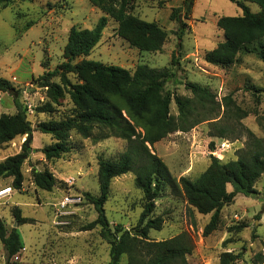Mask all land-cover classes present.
Instances as JSON below:
<instances>
[{"label": "rangeland", "instance_id": "1", "mask_svg": "<svg viewBox=\"0 0 264 264\" xmlns=\"http://www.w3.org/2000/svg\"><path fill=\"white\" fill-rule=\"evenodd\" d=\"M182 1L132 0L131 12L135 16L154 21L165 30L166 39L159 50L130 46L117 34V22L108 17L98 43L79 59L129 70L139 64L168 67L173 75L166 80L165 90L172 96L169 110L175 116L173 95L193 97L185 86L187 82L205 86L215 95L219 105L214 118L203 120L188 131L171 132L151 146L172 176L194 179L209 165L210 155L222 162L236 159L246 147V128L264 139V61L257 54L262 46L264 50V38L249 44V51H240L227 67L208 63L204 60L205 52L224 39L223 31L216 25L218 17L240 15L241 9L230 0H194L187 18L180 12L186 25L178 40V22L170 14ZM246 4L252 11L259 9L256 3ZM102 15L88 0H13L0 4V77L19 89V101L32 127L31 139L25 133L0 143V161L20 152L26 139L30 148L21 166V188L10 187L11 177L0 178V190L9 186L0 191V216L7 228L18 229L23 242L20 251L8 261L0 242V264H108L109 244L100 236L99 225L85 229L97 216L85 193L98 194V158H116L125 149L126 140L97 125L86 138L72 130L70 150L59 158L47 160L41 149L54 139L39 132L37 124L70 114L73 105L66 92L53 104L52 112L36 110L47 100L37 78L64 60L62 53L69 28L72 25L91 28ZM68 77L75 81L72 73ZM52 81L59 79L54 77ZM251 86L261 90L257 96L259 103ZM228 95L234 105H226L223 98ZM15 111L12 95L0 91V114ZM215 124L227 128L225 137L213 135ZM32 168L52 172L56 183L50 191L36 187ZM254 187L258 192L255 196L237 193L230 203L223 205L217 227L204 234L211 213H198L179 192L165 185L155 199L152 212V216L162 218V227L150 229L149 238L162 240L189 233L194 248L185 256L187 264H219L223 251L241 252L231 264H264V171ZM226 188L230 190L231 185L227 184ZM65 197L72 199L60 215L59 205ZM14 206L20 209L21 216L30 220L18 224L11 213ZM142 207L143 195L131 172L111 179L104 203L111 228L116 225L134 228ZM258 253L262 255L256 257ZM120 264H126L125 255L121 256Z\"/></svg>", "mask_w": 264, "mask_h": 264}, {"label": "trees", "instance_id": "2", "mask_svg": "<svg viewBox=\"0 0 264 264\" xmlns=\"http://www.w3.org/2000/svg\"><path fill=\"white\" fill-rule=\"evenodd\" d=\"M13 0H0L6 5ZM241 9L240 15L220 16L216 25L223 31L224 39L206 51L204 60L208 63L227 67L237 54L248 50V45L264 38V0H230ZM256 3L258 11H252L246 2ZM103 13L91 28L72 25L69 28L63 47V61L54 69H47L37 78L39 86L44 87L47 100L36 107L38 112L50 113L64 93H68L73 109L70 114L59 119L40 121L38 131L50 134L54 141L41 151L47 160L61 157L70 150L69 136L72 130L86 138L94 125L107 129L112 135L126 140L125 149L116 158H98V194L85 193L97 213L96 218L85 229L99 225V234L109 244L108 264H120L122 255L126 264H187L185 256L194 248L192 237L187 232L176 236L152 240L149 230H159L163 220L152 216L155 199L165 185L179 192L187 204L198 213H211L204 226V234L214 230L219 222V212L223 205L230 203L237 193L255 196L258 192L255 182L264 171V139L257 137L250 129L246 147L239 151L236 159L222 162L210 155V163L196 178L186 176L176 178L171 175L163 160L151 146L174 131H188L199 122L214 118V110L219 103L215 95L205 86L187 82L185 86L193 97L173 95L177 115L170 114L171 94L165 90V82L173 75L168 67H149L136 65L133 70L121 66L105 64L91 59H79L89 54L100 40L108 17L117 22V34L132 47L139 50H159L166 39L165 30L154 21L135 16L131 9L132 0H88ZM194 0H183L170 14L178 22L177 37L181 39L185 22ZM263 48V46H262ZM258 57L264 61V50ZM172 55L171 63L174 62ZM79 59V60H78ZM72 73L75 81L68 75ZM58 77L59 82L52 79ZM256 102L259 88L252 87ZM0 91L12 95L15 113L0 114V143L12 140L20 134H31V124L26 118L18 98L19 89L6 78L0 77ZM226 105H234L228 95L223 98ZM257 114V111H255ZM218 137H225L227 128L216 126ZM27 135V137H28ZM210 147L213 148V142ZM27 139L22 150L0 161V178L11 177L10 187L20 189L23 181L22 163L29 152ZM131 172L134 183L143 195V207L137 224L132 229L120 225L113 228L105 215L104 203L107 200L109 185L113 177ZM36 187L50 191L56 183L52 172L47 169H31ZM227 184L231 189L227 190ZM12 216L18 224L30 218L21 216L20 209L14 206ZM0 242L5 251L6 261L23 247L20 232L15 227L7 228L0 216ZM241 252L223 251L219 264H231ZM262 254H256V257Z\"/></svg>", "mask_w": 264, "mask_h": 264}, {"label": "built area", "instance_id": "3", "mask_svg": "<svg viewBox=\"0 0 264 264\" xmlns=\"http://www.w3.org/2000/svg\"><path fill=\"white\" fill-rule=\"evenodd\" d=\"M71 199H72V198L65 197V198L61 201V203H60V205H59V209H58V211H59L58 213H59L60 215L65 213V211H63L62 209L65 208V206L71 201Z\"/></svg>", "mask_w": 264, "mask_h": 264}, {"label": "bare ground", "instance_id": "4", "mask_svg": "<svg viewBox=\"0 0 264 264\" xmlns=\"http://www.w3.org/2000/svg\"><path fill=\"white\" fill-rule=\"evenodd\" d=\"M5 189H7V188H9V186H6V187H4ZM4 188H2L1 190H5ZM0 190V191H1ZM7 192H9V190L7 191Z\"/></svg>", "mask_w": 264, "mask_h": 264}, {"label": "water", "instance_id": "5", "mask_svg": "<svg viewBox=\"0 0 264 264\" xmlns=\"http://www.w3.org/2000/svg\"><path fill=\"white\" fill-rule=\"evenodd\" d=\"M28 138L31 139V134L28 135ZM15 224H16V222H15Z\"/></svg>", "mask_w": 264, "mask_h": 264}]
</instances>
